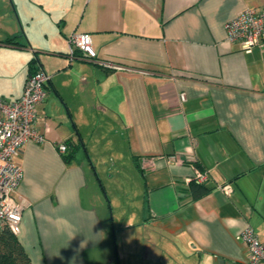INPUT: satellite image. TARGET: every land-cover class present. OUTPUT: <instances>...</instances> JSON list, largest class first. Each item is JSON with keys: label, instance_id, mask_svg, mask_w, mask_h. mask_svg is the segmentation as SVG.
<instances>
[{"label": "crops", "instance_id": "0c3cea01", "mask_svg": "<svg viewBox=\"0 0 264 264\" xmlns=\"http://www.w3.org/2000/svg\"><path fill=\"white\" fill-rule=\"evenodd\" d=\"M249 7L264 0H60V27L43 42L0 27V48L24 52L11 67L21 81L0 82L2 98L22 96L32 59L50 76L34 123L47 141L26 142L18 158L16 196L28 204L18 239L31 264H98L112 242L110 216L88 191L89 139L102 124L119 155L112 165L123 151L139 172L135 157L154 159L141 172L154 226L144 259L161 245L156 264L248 261L238 234L252 227L264 239V39L247 52L225 25ZM78 32L92 35L96 57L70 56ZM60 143L77 147L71 160ZM197 170L209 175L199 197L185 182ZM225 183L229 195L216 190Z\"/></svg>", "mask_w": 264, "mask_h": 264}, {"label": "rangeland", "instance_id": "374dc122", "mask_svg": "<svg viewBox=\"0 0 264 264\" xmlns=\"http://www.w3.org/2000/svg\"><path fill=\"white\" fill-rule=\"evenodd\" d=\"M62 1L65 3L67 0ZM57 9H60V0H0V27L5 30L9 29L11 23L17 24L20 30L29 32L36 40L43 42L48 31L53 33L60 27ZM22 53L24 52H10L0 48L1 83L16 87L17 80L21 81V71L11 70V67L24 63ZM51 59L54 58L47 56V62L52 61ZM98 129L99 132L89 139V148L94 157L89 156L96 175L90 181L88 191L103 213L109 214V228L113 237L112 242L106 243L98 253L97 262L156 264L152 259L163 254L161 245L155 251L152 249L147 259H144L146 246L154 247V241L150 237L154 233V226L148 223L149 206L145 179L124 151L119 153L123 156L120 159L122 168H118V161L112 165L111 157L119 160V155L109 142L110 139L114 143V139L109 137L110 126L102 124Z\"/></svg>", "mask_w": 264, "mask_h": 264}, {"label": "built area", "instance_id": "2783aa9c", "mask_svg": "<svg viewBox=\"0 0 264 264\" xmlns=\"http://www.w3.org/2000/svg\"><path fill=\"white\" fill-rule=\"evenodd\" d=\"M228 39L238 42L241 48L251 52L260 46L264 39V10L249 7L231 19L225 25ZM76 50H81L89 57H96L92 35L78 32L69 38V54L73 58ZM50 76L38 69L28 77L22 96L14 101H7L0 96V226L8 228L14 235L22 232L24 212L28 204L16 196L18 187L24 178L23 167L18 163L21 150L28 141L44 143L47 138L40 133L34 123L38 116V107L47 96L46 86ZM182 98L185 95L182 94ZM48 130V128H47ZM60 153H67L66 143L58 145ZM170 161L182 163L178 157ZM145 168L154 165V159L142 161ZM209 180L207 172L196 171V175L186 179V183L204 184ZM216 190L228 195L232 192V183L218 184ZM248 246L249 259L245 264H264V239L252 227L244 229L237 236Z\"/></svg>", "mask_w": 264, "mask_h": 264}, {"label": "trees", "instance_id": "16d2710c", "mask_svg": "<svg viewBox=\"0 0 264 264\" xmlns=\"http://www.w3.org/2000/svg\"><path fill=\"white\" fill-rule=\"evenodd\" d=\"M8 40V42H11ZM34 61L32 59L30 64V73L34 72ZM83 144V142H82ZM76 146H70L67 153L64 154V158L69 161L74 157ZM135 164L144 174V168H142V162H139L138 158H134ZM194 190L196 197L206 194L209 190L205 187V184H199L196 182H191L189 184ZM197 191L199 196H197ZM0 264H31L30 256L25 250L24 246L18 239V236L14 235L8 228L0 226Z\"/></svg>", "mask_w": 264, "mask_h": 264}, {"label": "bare ground", "instance_id": "6f19581e", "mask_svg": "<svg viewBox=\"0 0 264 264\" xmlns=\"http://www.w3.org/2000/svg\"><path fill=\"white\" fill-rule=\"evenodd\" d=\"M93 47H94V45H93ZM95 49V48H94ZM96 51V50H95ZM96 54H97V52H96ZM43 70V69H42Z\"/></svg>", "mask_w": 264, "mask_h": 264}]
</instances>
